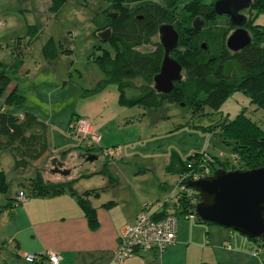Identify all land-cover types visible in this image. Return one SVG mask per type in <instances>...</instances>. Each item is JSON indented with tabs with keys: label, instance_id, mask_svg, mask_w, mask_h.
Returning <instances> with one entry per match:
<instances>
[{
	"label": "rangeland",
	"instance_id": "374dc122",
	"mask_svg": "<svg viewBox=\"0 0 264 264\" xmlns=\"http://www.w3.org/2000/svg\"><path fill=\"white\" fill-rule=\"evenodd\" d=\"M158 1L167 3V0ZM171 1L175 4L177 0ZM187 1H177L180 4V7L178 4L176 6L179 18L175 20L179 24L191 17L185 9ZM111 2L68 0L56 12L50 8L51 0H0V62H3L7 74L17 83L19 93L24 96L23 103L16 106L15 110H31L48 122L51 141L50 151L25 169L15 167V154L11 150L0 149V168L5 171L10 183L8 191L0 192V195L8 197L17 188H24L23 182L26 189L30 190L35 177L39 175L46 182L63 177L62 173L55 171V157L71 168L68 176L76 175L81 169L78 184L89 188L103 184L109 175L100 170H91L104 161V153L97 142L89 144L71 130L74 116H87L93 125L106 126L110 131L108 134L119 136L118 141L111 146L121 145L122 155L113 158L112 162L106 159L102 169L111 166L113 175L131 176L150 184L152 193L149 200L154 202V206L160 199L168 198L179 181L180 174L167 168L173 151L178 152L183 159L196 151H205L228 161L229 168L241 165L233 153V139L221 131L220 124L209 127L213 120L221 118V121L227 122L243 112L249 119L256 121L253 124L264 126V108L252 102L251 96L241 90L232 91L217 109L204 101L195 108L179 104L173 99H167L160 107L150 109L142 104H119L118 82L104 73L95 61L105 50L112 56L116 55L115 46L95 33L93 22L97 10L109 7ZM123 5L127 6L126 2L120 3V7ZM256 10L250 5L241 12L247 15L249 21L256 15ZM216 19L218 26L234 28L228 15L217 14ZM254 22L264 26V11L254 17ZM32 24L39 28L37 35L31 32L29 26ZM246 26L253 37L252 26L249 23ZM51 37L53 48L47 55L44 45ZM155 38V42L159 40V37ZM154 46L151 43L142 49L150 50ZM100 81L106 82L100 90L84 95L91 93ZM130 81L134 86L140 84L142 79L135 77ZM4 98L5 94L0 97V107L6 106ZM259 101H264V95L256 102ZM116 128L120 132H113ZM66 148H72L74 156H70L71 160H67L66 155L56 154ZM79 148H91L96 150L92 152H99L100 156L88 162L89 159L75 152ZM82 163L84 167H80ZM160 181L169 184L167 190L159 187ZM2 205L3 202H0ZM180 217L186 218L184 214ZM189 221L213 223L206 220Z\"/></svg>",
	"mask_w": 264,
	"mask_h": 264
},
{
	"label": "trees",
	"instance_id": "16d2710c",
	"mask_svg": "<svg viewBox=\"0 0 264 264\" xmlns=\"http://www.w3.org/2000/svg\"><path fill=\"white\" fill-rule=\"evenodd\" d=\"M67 1L51 0L50 8L57 12ZM111 1L109 7L97 10L93 22L94 31L98 35L101 31L111 29V35L107 40L115 46L116 55L112 56L105 50L102 55L95 58V61L104 73L118 82L119 104L122 106L142 104L150 109L160 107L167 99H173L179 104L195 108L204 101L217 109L232 91L241 90L251 96L252 102L264 108V101L256 102L264 95V26L254 22V17L260 11H264V0H251L250 5L257 8L256 15L248 21L254 34L250 43L237 51H232L226 44V39L233 28L217 25L218 13L213 8L214 2L188 0L185 9L191 17L179 24L175 20L179 18L176 11L179 0L175 4L171 0H167V3L158 0ZM125 2L127 6L120 7V3ZM178 6L180 7V4ZM197 18L204 20L200 29H197L194 23ZM163 23H172L180 34L179 44L171 54L182 63L186 74L182 80L176 81L169 93L159 92L154 84L165 52L159 31ZM230 23L233 26L231 21ZM29 27L32 34H38L37 25L32 24ZM155 37H159L156 42ZM151 43L155 44L153 49H142ZM52 48L53 37L44 45L45 53L49 55ZM19 64L21 65V62ZM135 77L142 79L140 84L134 85L136 87L132 86L130 81ZM105 81L107 82V79ZM106 82H98L91 93L84 95L95 93ZM4 94L6 106L0 107V149L11 150L15 154V167L25 169L50 151L49 123L31 110H15L16 106L23 103L24 96L19 93L17 83H14L7 74L3 62H0V97ZM79 116L82 115L77 117ZM254 122L256 123L241 112L227 122L219 118L209 124V127L220 124L221 131L233 139V153L241 165L230 168L248 169L264 164V126L253 124ZM68 152L67 149L61 154L65 156ZM204 153L207 152L196 151L183 159L178 152L173 151L167 168L169 171L178 172L180 179L181 173L198 168L197 165L202 162ZM210 156L213 158L211 160L213 169L219 167L230 169L228 161H223L216 155ZM100 171L107 173L110 178H115L108 166ZM39 176L35 177V183L30 190L26 189L23 182L22 189L28 195H55L74 190L72 185L76 179L46 182L41 175ZM9 186L6 173L0 168V192H7ZM178 193L174 196L173 205L167 204L164 210L157 214L158 216L172 209L180 217L181 214L195 208L193 201L186 195ZM195 194L199 195L198 191L195 190ZM11 199L14 201V196L9 197V200ZM79 201L90 225L97 227L99 219L91 200L81 193ZM9 202L4 207H7ZM2 208L0 207V211ZM195 220L202 222L203 219L198 217ZM254 239L260 240V244L264 246V236Z\"/></svg>",
	"mask_w": 264,
	"mask_h": 264
},
{
	"label": "crops",
	"instance_id": "0c3cea01",
	"mask_svg": "<svg viewBox=\"0 0 264 264\" xmlns=\"http://www.w3.org/2000/svg\"><path fill=\"white\" fill-rule=\"evenodd\" d=\"M98 127L94 124V129L101 136L97 144L103 153V149L114 145L119 136L108 134L110 131L106 126ZM68 150L67 160L74 156L72 148ZM77 150L75 152H79L81 157L86 151H92L84 148ZM97 154L100 156L99 152ZM103 157L104 161L91 171L104 167L108 158ZM109 160L112 162L113 159ZM81 166L84 167V163ZM108 167L114 173L112 167ZM79 171L76 175L63 174V177L53 179L54 182L76 179L72 185L75 191L29 195L18 205L13 204V199L11 201L9 197L13 198L22 187L8 197L0 195V202H3L0 206L3 207L0 211V264H32L25 259V253H45L48 250L62 254L60 264H264V246L255 237L214 222L200 224L182 217H179L176 241L166 249L145 250L122 262L117 261L115 251L120 231L126 223L135 219L144 201H151L152 188L143 180L118 175H114L115 178L108 176L100 186L89 188L78 184L81 180L77 179ZM158 185L165 190L169 187L164 181ZM81 193L91 200L97 210V227L90 225L80 204ZM7 202L8 206L4 207ZM256 249L257 254L253 253ZM195 258L200 262H195Z\"/></svg>",
	"mask_w": 264,
	"mask_h": 264
},
{
	"label": "water",
	"instance_id": "95a60500",
	"mask_svg": "<svg viewBox=\"0 0 264 264\" xmlns=\"http://www.w3.org/2000/svg\"><path fill=\"white\" fill-rule=\"evenodd\" d=\"M250 3L251 0H215L213 3L218 14H227L230 21L237 26L226 39V44L232 51L243 48L251 41V36L244 27L247 16L241 12ZM195 25L200 26L197 22ZM159 31L165 52L154 84L159 92L169 93L176 81L184 77L182 63L171 54L179 44L180 34L172 23L161 24ZM99 35L107 40L111 29L101 31ZM84 156L94 160L99 155L86 151ZM56 159L58 158L53 159L54 163ZM55 171L69 175L72 170L63 168L62 163L58 162ZM187 183L201 195L196 204L200 218L232 228L249 237L264 236V164L248 169L219 167L211 174L196 180L189 179Z\"/></svg>",
	"mask_w": 264,
	"mask_h": 264
},
{
	"label": "built area",
	"instance_id": "2783aa9c",
	"mask_svg": "<svg viewBox=\"0 0 264 264\" xmlns=\"http://www.w3.org/2000/svg\"><path fill=\"white\" fill-rule=\"evenodd\" d=\"M70 128L87 140L89 144L97 142L101 138L100 134L94 129L92 120L86 116L75 118L71 122ZM103 153L108 159H113L122 155L123 147L121 145L110 146L104 148ZM212 159L209 154L204 153L202 162L197 165V169L181 173L179 181L168 198L160 199L155 206L153 205L154 202L151 201L142 203V207L135 219L126 223L120 231L115 251L117 261L122 262L126 258L139 255L145 250L163 251L176 241L179 214L173 212L169 206L173 205L174 196L177 192L180 195H186L195 204V208L192 211L183 213L186 218L195 220L199 217L196 211V204L200 201L201 195L187 181L189 179L196 180L211 174L214 170L211 164ZM195 190L198 191L199 195L195 194ZM28 197L29 195L26 191L20 189L14 194V204L18 205ZM167 204H169L168 207L171 210L169 209L168 213L158 216L157 214L164 210ZM227 245L231 246L230 244ZM253 253L257 254L258 249L254 250ZM24 257L32 264H60L63 256L58 251L48 250L45 253L28 252L24 254Z\"/></svg>",
	"mask_w": 264,
	"mask_h": 264
},
{
	"label": "flooded vegetation",
	"instance_id": "af4514ba",
	"mask_svg": "<svg viewBox=\"0 0 264 264\" xmlns=\"http://www.w3.org/2000/svg\"><path fill=\"white\" fill-rule=\"evenodd\" d=\"M241 11H242V9H241ZM245 14V13H244ZM227 15V14H226ZM246 15V14H245ZM247 16V15H246ZM229 17V16H228ZM230 21V20H229ZM199 23V25L200 26H198L197 27V29H200L201 27H202V25H203V23H204V20H201V19H195L194 20V23ZM248 23V19H247V22H246V24ZM246 24L244 25V27L246 26ZM234 25V28L232 29V30H234L237 26L235 25V24H233ZM247 27V26H246ZM245 27V28H246ZM58 162H61L62 163V167L63 168H67L66 166H64V161L63 160H61V159H56V162H55V164H58ZM68 168H70V167H68ZM71 169V168H70Z\"/></svg>",
	"mask_w": 264,
	"mask_h": 264
}]
</instances>
